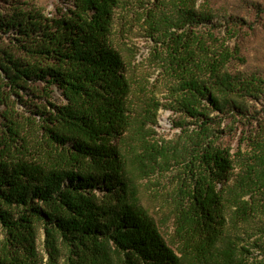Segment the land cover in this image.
I'll use <instances>...</instances> for the list:
<instances>
[{"label": "trees", "instance_id": "1", "mask_svg": "<svg viewBox=\"0 0 264 264\" xmlns=\"http://www.w3.org/2000/svg\"><path fill=\"white\" fill-rule=\"evenodd\" d=\"M59 1L0 12V264H264V79L236 68L241 21ZM121 11L153 43L140 62L114 41ZM152 178L173 245L143 205Z\"/></svg>", "mask_w": 264, "mask_h": 264}, {"label": "rangeland", "instance_id": "2", "mask_svg": "<svg viewBox=\"0 0 264 264\" xmlns=\"http://www.w3.org/2000/svg\"><path fill=\"white\" fill-rule=\"evenodd\" d=\"M17 2L43 8L45 12H54L60 5L59 0H0V12L8 11ZM199 3L211 7L223 19L234 18L241 21L242 30L233 43L239 45L241 55L245 58L246 63L238 65L236 68L247 75L255 74L264 79V0H199ZM122 15L125 16V19L122 18ZM130 17V12L124 14L121 11L118 14L114 28V41L120 49L131 50L137 62H140L148 58L153 43L145 37L141 22L132 21ZM154 77L152 75L151 79ZM55 99L60 103L63 101L59 92L55 93ZM158 120L160 135L170 138L176 133L172 127L171 113L160 111ZM168 181L159 183L156 178H152L148 183L147 190L143 193V205L155 216L165 238L173 245L169 238L173 230L172 225L171 223L165 225L161 221L165 220L169 213L166 196ZM38 245L39 252L45 256L43 232L40 233Z\"/></svg>", "mask_w": 264, "mask_h": 264}]
</instances>
